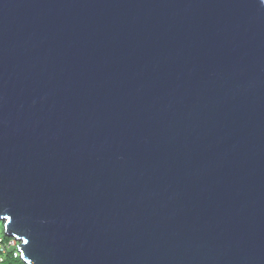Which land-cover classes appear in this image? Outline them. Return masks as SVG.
Masks as SVG:
<instances>
[{
    "label": "water",
    "instance_id": "obj_1",
    "mask_svg": "<svg viewBox=\"0 0 264 264\" xmlns=\"http://www.w3.org/2000/svg\"><path fill=\"white\" fill-rule=\"evenodd\" d=\"M0 223L25 264H264V0H0Z\"/></svg>",
    "mask_w": 264,
    "mask_h": 264
},
{
    "label": "trees",
    "instance_id": "obj_2",
    "mask_svg": "<svg viewBox=\"0 0 264 264\" xmlns=\"http://www.w3.org/2000/svg\"><path fill=\"white\" fill-rule=\"evenodd\" d=\"M5 239H6L7 243L14 241L13 239L8 238L6 235H5ZM15 255H17V256L15 257ZM2 264H25V263L21 259L20 255L16 249V246H15L12 253H8L5 256V260Z\"/></svg>",
    "mask_w": 264,
    "mask_h": 264
},
{
    "label": "built area",
    "instance_id": "obj_3",
    "mask_svg": "<svg viewBox=\"0 0 264 264\" xmlns=\"http://www.w3.org/2000/svg\"><path fill=\"white\" fill-rule=\"evenodd\" d=\"M15 241L7 243L4 238H0V264L5 260V256L8 254V251L15 247ZM17 255H15L16 257Z\"/></svg>",
    "mask_w": 264,
    "mask_h": 264
},
{
    "label": "rangeland",
    "instance_id": "obj_4",
    "mask_svg": "<svg viewBox=\"0 0 264 264\" xmlns=\"http://www.w3.org/2000/svg\"><path fill=\"white\" fill-rule=\"evenodd\" d=\"M0 238H4L5 239V232H4V226L2 223H0ZM6 241V239H5ZM7 242V241H6ZM16 244V243H15ZM16 246V245H15ZM14 250V247L11 248L8 253H12V251Z\"/></svg>",
    "mask_w": 264,
    "mask_h": 264
}]
</instances>
